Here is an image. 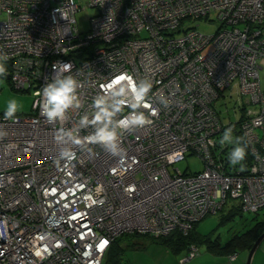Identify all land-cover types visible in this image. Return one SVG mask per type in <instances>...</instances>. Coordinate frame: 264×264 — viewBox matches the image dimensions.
Returning a JSON list of instances; mask_svg holds the SVG:
<instances>
[{"label": "built area", "instance_id": "obj_1", "mask_svg": "<svg viewBox=\"0 0 264 264\" xmlns=\"http://www.w3.org/2000/svg\"><path fill=\"white\" fill-rule=\"evenodd\" d=\"M212 16L213 34L177 33ZM263 68L264 0H0V75L35 97L0 113V264H103L122 234L188 233L229 200L262 210ZM232 84L253 105L239 169L216 106ZM189 154L201 170L176 166Z\"/></svg>", "mask_w": 264, "mask_h": 264}, {"label": "rangeland", "instance_id": "obj_2", "mask_svg": "<svg viewBox=\"0 0 264 264\" xmlns=\"http://www.w3.org/2000/svg\"><path fill=\"white\" fill-rule=\"evenodd\" d=\"M96 7H86L76 12V20L78 28L81 32H86L90 29L91 17L97 12ZM213 20L208 18H187L181 25V30L178 34L183 33L185 29H198L207 34L215 33L221 23L212 16ZM261 83L264 87V68L260 73ZM247 95H242L235 84L226 88L222 97L217 101L216 106L219 110L221 118L225 124L237 122L242 111V106L252 107L253 105L247 101ZM33 89L22 90L13 86L11 81L0 75V113L4 114H30L33 112L34 102ZM240 104V105H239ZM244 104V105H243ZM227 140L231 141L234 146H237L236 134L230 132L226 135ZM184 172L199 171L204 167L203 160L195 154H189L185 159L176 164ZM237 199L230 200L229 204L238 203ZM225 207L217 213H210L197 224V231L201 234H210L212 238L224 242L230 238L235 232L243 231L253 224V217L256 213L243 210L241 214H236L230 219H222L223 214H226ZM257 216L261 219L264 217V208L260 210ZM127 237H125L126 239ZM133 238H129V240ZM139 244L137 246L125 247L122 253L121 264H218L219 256H224L226 252H214L210 250L206 244L199 246V254L194 258L181 262L184 254L183 249L177 250L172 245L160 240H151L145 237L136 238ZM134 241V240H133ZM260 247L255 253L260 258L262 253ZM248 253L240 251L241 264L247 263ZM254 253V255H255ZM263 256V255H262ZM246 257V258H245ZM253 262V260H252ZM258 263V259L255 264ZM259 264V263H258Z\"/></svg>", "mask_w": 264, "mask_h": 264}, {"label": "trees", "instance_id": "obj_3", "mask_svg": "<svg viewBox=\"0 0 264 264\" xmlns=\"http://www.w3.org/2000/svg\"><path fill=\"white\" fill-rule=\"evenodd\" d=\"M240 110L242 111L240 119L237 122L226 124L223 132L221 133V140L223 139L226 143L230 142L229 140H227L226 135L230 134V132L236 134L235 142L237 143V146H234L235 143L232 144L233 164L230 165L234 169L243 168L244 164H246V161L249 162L251 159V156L249 154L247 155L246 153V147L242 141V136L240 134L239 126L241 123L244 107L242 106ZM229 201L221 209L222 211L223 209H225V207H228L230 205V207L226 209V214H223L222 219H230L236 214H241V212L243 211L239 202L228 205ZM259 212L260 211L253 212L256 213V215L253 217V224L249 228L243 231L235 232L224 242L212 238L210 234L199 233L197 231V224L200 221L195 223L193 228L188 233H183L179 230H175L170 234L160 236H155L147 233H125L117 237L112 242L111 246L105 254L103 264H121L124 248L131 245L137 246L139 242L136 238L138 237H145L151 240H160L172 245L177 250L183 249V255L188 252L192 245H195L199 248L201 244H206L207 247L214 252H226L229 261H234L236 258L234 260H231L230 255L234 253L239 254L240 251L249 252L257 237L264 231V217L260 219L257 216ZM125 237L127 238L125 239ZM130 237L133 238L134 241L131 239L129 240Z\"/></svg>", "mask_w": 264, "mask_h": 264}, {"label": "crops", "instance_id": "obj_4", "mask_svg": "<svg viewBox=\"0 0 264 264\" xmlns=\"http://www.w3.org/2000/svg\"><path fill=\"white\" fill-rule=\"evenodd\" d=\"M262 247V253L260 254V258L257 256V253H255L254 257H253V262L252 264H255L256 260L258 259V263L259 264H264V240L262 241V243L260 244V246L258 247V249ZM257 249V250H258ZM240 255L238 254V257L234 260V261H229L227 255L224 256H219V260H218V264H241V259H240ZM263 255V256H262ZM246 258V257H245ZM257 263V264H258Z\"/></svg>", "mask_w": 264, "mask_h": 264}, {"label": "water", "instance_id": "obj_5", "mask_svg": "<svg viewBox=\"0 0 264 264\" xmlns=\"http://www.w3.org/2000/svg\"><path fill=\"white\" fill-rule=\"evenodd\" d=\"M264 240V231L257 237L255 240L253 246L251 247L249 253H248V258H247V263L246 264H252V260L254 257V253L257 251L258 247Z\"/></svg>", "mask_w": 264, "mask_h": 264}]
</instances>
